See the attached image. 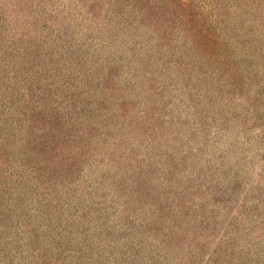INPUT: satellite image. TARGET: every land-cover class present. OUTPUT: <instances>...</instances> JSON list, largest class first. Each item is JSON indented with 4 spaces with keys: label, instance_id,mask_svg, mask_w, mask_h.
<instances>
[{
    "label": "rangeland",
    "instance_id": "374dc122",
    "mask_svg": "<svg viewBox=\"0 0 264 264\" xmlns=\"http://www.w3.org/2000/svg\"><path fill=\"white\" fill-rule=\"evenodd\" d=\"M0 264H264V0H0Z\"/></svg>",
    "mask_w": 264,
    "mask_h": 264
}]
</instances>
